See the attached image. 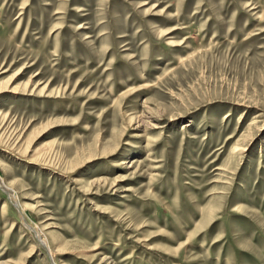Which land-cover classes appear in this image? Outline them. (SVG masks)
Masks as SVG:
<instances>
[{
  "label": "rangeland",
  "instance_id": "rangeland-1",
  "mask_svg": "<svg viewBox=\"0 0 264 264\" xmlns=\"http://www.w3.org/2000/svg\"><path fill=\"white\" fill-rule=\"evenodd\" d=\"M0 264H264V0H0Z\"/></svg>",
  "mask_w": 264,
  "mask_h": 264
}]
</instances>
